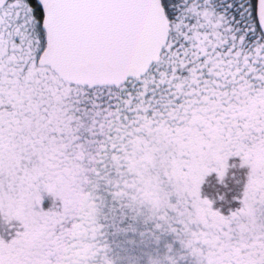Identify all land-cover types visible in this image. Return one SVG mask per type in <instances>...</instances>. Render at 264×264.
I'll list each match as a JSON object with an SVG mask.
<instances>
[{"label":"snow or ice","instance_id":"snow-or-ice-1","mask_svg":"<svg viewBox=\"0 0 264 264\" xmlns=\"http://www.w3.org/2000/svg\"><path fill=\"white\" fill-rule=\"evenodd\" d=\"M102 181L197 264H264V0H0V264H115Z\"/></svg>","mask_w":264,"mask_h":264},{"label":"rangeland","instance_id":"rangeland-1","mask_svg":"<svg viewBox=\"0 0 264 264\" xmlns=\"http://www.w3.org/2000/svg\"><path fill=\"white\" fill-rule=\"evenodd\" d=\"M231 166L229 156L219 154L202 164L197 176L198 188L202 190V185L213 173L218 183H224ZM110 189L111 186L102 181L96 191L101 200L103 238L110 246V255L115 259V264H149V257H162L168 251L169 243L179 257L178 264H197V258L181 247L175 233L155 229V221L147 219V209L136 211L128 207L114 198ZM153 232L159 235V240ZM165 264L168 261L165 260Z\"/></svg>","mask_w":264,"mask_h":264}]
</instances>
